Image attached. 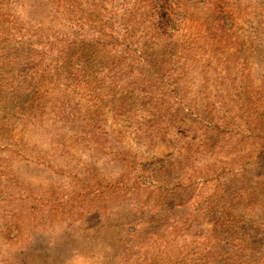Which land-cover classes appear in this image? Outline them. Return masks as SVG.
<instances>
[{
    "label": "rangeland",
    "instance_id": "rangeland-1",
    "mask_svg": "<svg viewBox=\"0 0 264 264\" xmlns=\"http://www.w3.org/2000/svg\"><path fill=\"white\" fill-rule=\"evenodd\" d=\"M145 1L0 0V264H264V0Z\"/></svg>",
    "mask_w": 264,
    "mask_h": 264
},
{
    "label": "trees",
    "instance_id": "trees-1",
    "mask_svg": "<svg viewBox=\"0 0 264 264\" xmlns=\"http://www.w3.org/2000/svg\"><path fill=\"white\" fill-rule=\"evenodd\" d=\"M143 2V4H147V2L145 0H141ZM164 5H162L164 7V9L167 10V12H170L172 5H176L179 6L182 10L183 7L181 6V3L178 0H164ZM170 3V4H169ZM56 6H59V3L56 4ZM55 6L56 11H58V7ZM152 10V15L153 13V8L151 7ZM161 16L162 18L166 19L167 15L164 14L163 12ZM7 17L9 18V13L6 14V12L4 11V9H2V7H0V40L4 41L6 39L11 38L13 35L7 33V29H8V25H7V20L3 19V17ZM11 22H13V19L10 20ZM126 22V21H125ZM124 24V28L126 30V33H128L129 35L132 34V30H130V26L128 25V23ZM184 23H186V20L184 21ZM32 24V25H31ZM30 25H27L26 27L22 26V30H17L18 38L19 41H21V45H26L27 44V54L28 56H34V57H38L39 58H43L45 57V55L50 54L54 49L57 51L55 52L56 54L59 55V53H63L64 55L66 54V52L64 51V49L70 45L73 44H69L71 42H74L73 40H71L70 42L66 41L65 39L62 38V36H45L43 33V29L44 26H41L38 22H33ZM166 24L161 25L159 22L157 23H153L152 21H150V28L152 29L153 33L155 32H159L161 30L166 29ZM25 26V25H24ZM5 29V30H4ZM21 31V33H20ZM23 31V32H22ZM94 34H98L97 36H93V38H96L95 43L96 45L98 44L101 47H104L107 44V41L105 39V37L107 36L106 34H102L104 31H101L100 29H93ZM25 37H27L28 39H26ZM66 44V47H64V45ZM190 50V41H188L187 38H185V41L182 45V52H189ZM31 54V55H29ZM35 54V55H34ZM67 55V54H66ZM74 58L73 53H69V57L68 60L64 59V64L67 66H63L60 63H55L54 66L55 67H59L60 69H66V68H75L73 67V60L71 59ZM51 59H53L51 57ZM33 60V58L31 59ZM77 60L79 61V58H77ZM75 60V61H77ZM148 57L146 59H143L144 62H147L146 65L150 67L148 61ZM56 61V60H55ZM46 69V68H44ZM68 80H72V79H66V81L68 82Z\"/></svg>",
    "mask_w": 264,
    "mask_h": 264
}]
</instances>
